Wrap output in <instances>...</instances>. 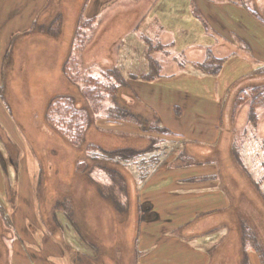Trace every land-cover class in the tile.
I'll use <instances>...</instances> for the list:
<instances>
[{"label":"rangeland","instance_id":"1","mask_svg":"<svg viewBox=\"0 0 264 264\" xmlns=\"http://www.w3.org/2000/svg\"><path fill=\"white\" fill-rule=\"evenodd\" d=\"M20 2L17 5L21 10L17 17L19 20L10 22L11 28L3 30L0 38V66H6L5 72H1L0 95H5L19 115L15 118L16 126L8 123L3 127L0 123V202L10 216L14 210V189L18 192L13 229L2 222L0 213V264H73L80 254L92 252L86 239L69 226L67 216L59 217L64 231L60 230L51 213L48 221L42 216L45 228L41 230L32 203L33 185H37L40 178L43 182L39 188L43 192H39L41 200L38 201L41 203L38 205L42 204V209L57 201L63 192L71 191L74 202L77 201L81 207L78 215L80 222L85 221L84 232L89 233L91 239H101L102 264H169L167 259L178 260L180 244L172 252L178 237L164 235L163 228H172L185 241H193V246L211 251L213 248L212 264H229L233 254L236 257L232 260L243 264V249L246 248L242 244L241 232L244 222L256 228L264 243V104L255 108L252 114L251 98L243 93L247 87L264 82V0H178L179 10L172 21L180 27L178 37L175 36L181 39L179 46L172 45L170 40L166 42L167 31L156 27L159 13L166 16V13L163 15L165 7L156 9V0ZM57 18L61 24L56 29ZM205 29L207 34H203ZM188 40L193 45L186 43ZM52 45L57 54L53 65L47 64L50 57L48 47ZM208 49L215 55L220 53L224 56L225 61L218 73H205L195 64L205 58ZM148 56L156 62L164 58L168 64H175V69H167L163 76L144 79V73L150 74ZM74 60L80 61L79 70L85 75L98 76L102 69L119 67L130 80L143 82L142 90H139V82H131V86L138 89L141 100L132 89L127 90L123 99L140 109L146 108L144 100L147 99L151 103L158 97L157 105L167 108L179 105V100L183 99L185 111L178 115H185L184 136L200 139L201 136L195 132L201 125L192 120L218 119L221 111L225 110L220 136L213 135L207 145L192 140L185 146L188 157L192 159L190 165L199 163L208 167L211 164L216 173L212 177L202 175L198 178L203 182L187 180L193 172L184 167L190 165L181 160L174 166H168L169 169L166 165L159 167L142 184L131 181L129 171L123 170L129 182V195L122 197V202L128 207V215L122 216L118 211L114 213L109 205L100 203L103 199L95 184L110 185V178L97 169L92 168V178L79 170V163L89 159L84 147L93 144L106 150L126 146L143 148L151 141L150 136H144L145 141L139 135L114 131V127H109L104 112L97 115L91 108L86 146H74L62 133L64 126H54L47 119L48 103L56 95H72L79 103H90L82 95L81 84L71 80L66 73L69 67L74 68ZM54 68L59 69L64 80L57 86L51 82ZM44 75L49 92L44 97L35 98L30 82ZM17 88L24 92V97L20 96ZM236 96L240 102L231 117ZM28 99L30 104H26ZM109 103L110 99L104 105ZM163 114L162 110L160 115ZM0 117L5 121L11 120L3 108L0 109ZM168 119H171L170 114ZM121 126L124 129L128 124ZM214 128H218L219 134L221 125ZM107 136L114 137L116 141ZM158 136L162 135L155 137ZM165 140L171 144L174 139L169 135ZM174 145L178 146L176 155H180L183 145ZM164 146L166 144L161 143V150ZM168 150H171V145ZM12 155L18 159L17 169L12 160L9 161ZM89 167H92V162ZM175 167H182V171H172ZM178 178L183 180L182 185L195 184L182 189ZM199 183L203 185L198 187L196 184ZM212 183L217 185L213 188L204 186ZM178 186L180 189L176 188ZM201 186L210 190L223 187L229 198L223 191H213L221 201L228 199L230 207L202 215L200 211L210 210L213 205L211 196H194L195 191L184 193L185 190H194L192 187L203 188ZM146 200L154 204L162 220L154 221L155 215L150 214L147 215L148 220L142 217L143 205L149 207L148 211L152 210ZM94 207L100 211L95 212ZM107 217L117 228L116 233L104 229L102 219ZM172 218L173 224L166 223ZM187 220L191 221L190 226ZM175 225L185 226L187 231H181ZM51 232L54 234L52 237ZM8 234H12V241ZM52 239L60 241L62 248L57 247ZM154 244L158 247L151 248ZM98 260L93 256L90 263L84 264H95ZM259 261L256 252L251 250L250 264H260ZM82 263L80 260L77 264Z\"/></svg>","mask_w":264,"mask_h":264},{"label":"trees","instance_id":"2","mask_svg":"<svg viewBox=\"0 0 264 264\" xmlns=\"http://www.w3.org/2000/svg\"><path fill=\"white\" fill-rule=\"evenodd\" d=\"M60 24L61 20L60 18H57L55 28L57 29L60 27ZM224 61V58L217 57L212 51H208L207 58L204 62L198 64V68L203 72L218 73L222 68ZM72 62L74 64V68L70 69L69 67L66 73L71 80L81 84L82 95L84 97L86 96L91 104L89 103L85 105L84 103H79L76 97L72 95L60 94L51 99L47 109L48 116L46 115L47 119L54 126H64L62 133L67 137L71 144L80 147L86 146L85 136L87 126L91 122V108L94 113H97V115L104 112V115L108 120L135 123L142 127L143 131L146 133H156V135L165 136L174 135V132L163 124L159 113L154 108L146 105L145 109H140L138 106H135L136 104L132 105L123 101L127 90L132 89L135 91V88L131 86L130 79L124 74L122 69L119 67L107 68L102 69L98 76H95L94 74L85 75L79 70L80 61L74 60ZM146 78L152 79L154 76H145L144 79ZM134 93L135 95L137 94L136 91ZM243 93L248 94V97L251 98V109L252 114H254V109L264 104V82L255 86L247 87ZM137 96L139 97L138 94ZM237 98L238 96H236L234 100L232 110L233 113L237 111L238 104L240 102V100L237 101ZM108 99H110V103L104 105ZM149 140L151 141L150 145L143 148L126 146L118 149L106 150L93 144H89L84 147L88 151L86 157L89 158L88 161L91 160L92 167H89L91 162L89 163L87 160H82L78 166L79 170L83 172L85 176L88 175L91 178V172H94L92 168L104 171L110 178V185L97 183L95 184L96 188L102 199L110 204L109 207H113L116 211L122 212L123 214L128 213V207L122 202V197L127 198L130 192L129 182L126 179L123 170L129 171L128 173L131 181L133 180L135 183L139 181L144 184L147 179L164 164L171 167L175 165V162L181 160L185 161V164L187 165L192 164V159L188 157L187 152L184 150H182L180 155H176V150L178 149V146H175L176 144L174 145V143H177L176 141H172L171 144H168L165 143L166 140L164 138L155 136H150ZM161 143L166 144V146H164V150H161ZM169 145H171L170 151L168 150ZM4 160L5 158H3V161ZM11 160L16 167L18 165V159H14L12 155L9 156V161ZM181 166L184 165L181 164ZM17 168L18 166L16 169ZM40 180L36 185V191H38V198L41 200L39 192H43V190L42 188L40 190L39 185H42L43 179L40 178ZM9 186L10 185L8 184V187ZM68 192L69 191L60 194L56 199L57 201L52 203V205L50 204L53 218L59 228L63 230L64 224L59 217H63V215L67 216L69 219V226L86 239L91 246L92 251L77 256L73 261V264L79 263L80 260H83L82 264L88 263L92 260L93 256L99 259L101 263V253L103 251L101 249L100 242L94 240L93 238L91 239L89 233L84 232L85 221L83 220V222H80V216L78 215L81 212V207L77 201L74 202L75 199H73L70 195L71 191L69 193ZM17 196V189H14L12 198V205H14V207L17 203ZM0 204L2 222L8 228L13 229L12 216H10L5 208H3L4 206L2 205L4 204L1 202ZM148 209L149 207L143 205V215L145 214L146 217H148L149 214L150 216H153L154 213H152V211H148ZM202 215H204V212H202ZM242 221H244V219H242ZM189 222L190 223H188V225L190 226L191 221ZM223 225V228H225V224ZM184 228L186 227L182 226L179 230L187 231ZM241 233L242 244L246 248L243 249V264L249 263L247 248L254 249L259 256L261 263L264 264V243L256 231V228L253 225L244 222ZM8 235V239L11 240L12 234ZM12 238H14V235Z\"/></svg>","mask_w":264,"mask_h":264},{"label":"crops","instance_id":"3","mask_svg":"<svg viewBox=\"0 0 264 264\" xmlns=\"http://www.w3.org/2000/svg\"><path fill=\"white\" fill-rule=\"evenodd\" d=\"M177 2H178V0H156V9L158 10L160 8V6L165 7V10L163 11V15H165V13H166V16H162L159 13V16L157 17L159 19V21H157L156 22L157 25L156 24L155 25H156V27L160 31H167V33H166L165 36H166V38H167L168 41H166V42H169V40H170V41L173 42V43H171L172 45H175L176 44V45L179 46V42L178 41L181 40V39L177 38L178 39L177 40L175 38V36L178 35L180 27L176 26V23H177L176 21H172V19L176 15V12L179 10V4ZM19 3H21L20 0H0V38L3 37V32H4L3 30H8L9 28H11V26L9 25L10 22H12V21H18L19 20L17 18L18 16H20V13H21V10L19 8H17L18 7L17 5ZM147 23H151V22H147ZM203 34H207V29L203 30ZM175 41H177V42H175ZM183 43H185V42L183 41ZM186 43H190V44L193 45V42H190V40L186 41ZM192 45H190V46H192ZM208 51H212V50L211 49H208L206 51L205 58L204 57L202 58L203 61L201 60L200 62H196L195 63L197 67H198V64L199 63L204 62V60L207 58V52ZM187 54L188 55L191 54V50ZM216 56L217 57H220V58H224V56H222V55L220 56V53H219V56L217 54H216ZM148 57H149L148 62L151 63L150 64V71H149L150 74L148 72H146L143 75L144 77L145 76H148V77L156 76V77H158L160 75L163 76V75H166L167 74V72H168L167 69H170V70L171 69H173V70L175 69V64H168L169 62L166 61L164 58H160V61L157 60V62L159 61V63H160V64H158L155 60H152L150 58V56H148ZM4 63H5V60H4L3 64ZM5 67H6L5 65L2 68L0 66V69H1V71H0V77H1L2 70H3V72H5L4 71ZM152 69H155V70H152ZM152 72H154V73H152ZM205 73H207V72H205ZM168 75H174V74L173 73L172 74L171 73H168ZM141 78H143V77H141ZM130 82H139V84H141L139 87H141V88H139V87L138 88H139V90L140 89L142 90L143 82L141 83V81H139V80L138 81H135L134 79L133 80H130ZM132 87H134L136 93L138 95H140L138 89L135 86H133V85H132ZM149 91L151 92V90H149ZM156 94H157V92H156ZM230 94H231V91H230ZM230 94H229V97L231 96ZM150 98L151 99H154L152 97H150ZM156 99H154V101L151 102V103L149 102V101H151L149 99L144 100V102H145L146 105H149L150 107L154 108L159 113V115L162 114V110L164 111V114L162 115L164 118H162V116L160 115L161 118H162L163 124L165 126H167L169 129H171L172 132H174V135H171L172 138L174 139L173 141H176L178 144L183 145V149L182 150H184L185 152H187V154H188V151H187L188 148L185 149V146L187 145V141H192L193 140L195 142L200 143L201 145H207L208 143H211L210 141L212 140L213 135L214 136H217V135L220 136L221 135L223 121H224V119L226 117L225 110H222L221 111V113L219 114V118L218 119L201 118L198 121L195 118V119L192 120V122L195 121V122H198L201 125V128L200 129H196V131L198 133L195 132L197 134V136H201L200 139H197V138H192L190 136H184L185 134L183 132H185L186 129L185 128H182V127L184 126V124H183V121L184 120L183 119L185 118L184 117L185 115H183L182 117H179V115H178V114H181V113H183L185 111V108L183 106V104H184L183 99H180L179 100V103H180L179 105H173V107L170 105V107H168V108L166 106H158L157 104L159 102ZM228 100H231V99H228ZM50 102H51V100L49 101V103ZM49 103H48V106H49ZM233 104H234V101H233ZM48 106H47V109H48ZM232 107H233V105H232ZM1 108H3L4 112H6L7 118L8 119H11L9 121H5L4 119H2L0 117V123H1V125L3 127L4 126L7 127V124L8 123L10 125H12V123H14V125L16 126L15 118H18L19 115L17 114V110L15 109V107H13L12 105L10 106L9 101H7L5 99V95H0V109ZM231 110H233V108ZM168 114L171 115V119H168ZM233 116H234V113H233V111H231V117H233ZM222 119H223V121L221 123V120ZM114 122H121V121L109 120V124L108 125L111 128L114 127L115 128V129H113L114 131H116V130L119 131L120 130V131H123V133L129 134V135H139V136L142 137L141 138L142 140H145L146 139V138L143 139L144 136H147V137L148 136H156V133H146L145 131H143L142 127H140L139 125H137L135 123L124 122L122 124H118L119 125L118 126ZM124 124H126V125L128 124V127H124V129H123V127L121 125H124ZM98 125H101V124L98 122ZM220 125H221V129H220L219 134H218V128H214V127L215 126H220ZM117 126H118V128H117ZM179 126H181V128ZM108 130L113 131L111 129H108ZM14 131H15V129H14ZM16 136H18V135H16ZM107 137H109V136H107ZM110 137H112V136H110ZM158 137H161V138H164L165 139V135L158 136ZM112 139L116 141V139L114 137H112ZM129 139H131V138L129 137ZM108 140H110V139H108ZM166 166L169 169L168 165H166ZM184 167H187L190 171L193 172L192 175L189 176V177H187L186 179L187 180H193L194 182H196V181L203 182L202 180L198 179V178H201L202 175L203 176L209 175V177H212L214 175V173H216L215 172L216 168H214L211 164L208 165V167H206V166H204V164L199 165V163L198 164L195 163L194 165L184 166ZM176 170L177 171H182V167H175V168L172 169V171H176ZM31 177H32V179L34 178L32 176V174H31ZM177 180L180 181L179 185L180 186H183L182 189H189V188H187L188 186H190V185L194 186L193 184H195V183H185L187 185H182V181L183 180L181 181V180H179V178ZM208 180H210V178ZM196 185L199 187L200 185H203V183H201V184L199 183V184H196ZM215 185H217V184H213L212 183V185L211 184H207V185H204V186H209L210 188H213V186H215ZM180 186H178L176 188H179L180 189ZM204 186H201L203 188H194V187H192L194 190H185V192H184V193H189L190 194V193H192L191 191H195L196 193L194 194V196H199V195L200 196H207V195L211 196V199H212L211 202L213 204L212 207H211V209L210 210H202V211H200L201 213L202 212H208V211L220 210V209H227L228 207H230L229 202H228V199H226V200L224 199V201H221L220 200V197L218 196V194L215 193V191H223L226 194V191H225V189L223 187L222 188H215V189H211L210 190V189H206L208 187H204ZM259 187H260V185H259ZM213 190H215V191H213ZM197 191H200V192L197 193ZM33 193L34 194H33V198H32V203H33V206H34L33 208H34V211H35V216L37 217L36 221L41 225V227H42L41 230H44L45 225H44V222L41 219H42V216H44V218H46L45 219L46 221H48V219H50V218H48V216H50L49 213L52 212L51 211V205L52 204L49 205L50 202H48L49 203L48 204L49 206H48L47 209L46 208L45 209H42L41 208V205L42 204L41 205H38V202H39L38 199L39 198H38V193L36 192V184L33 185ZM226 195H227V197L229 196L228 194H226ZM223 196L225 197L224 194H223ZM100 200H102V199H100ZM45 201H46L45 202V204H46L47 203V200H45ZM102 201L103 202H100V203H104L106 205H110L105 200H102ZM229 201H230V199H229ZM145 202L151 204V207H152V210L151 211H153V213L155 215L153 220L154 221L162 220L163 218L161 217V215L157 211H155L154 204L150 200H146ZM39 203H41V202H39ZM39 206H40V208H39ZM16 207H17V203H16V206L14 207V210L16 209ZM111 209H113L114 210V213H115L116 210L113 207ZM14 210H12V214H11L12 220H14V217H13V211ZM44 210H45V213L43 212V214H42V211H44ZM47 212H48V215H47ZM119 213H120V215L125 216V217H126V215H128V213H124V214L122 212H119ZM51 215L53 216L52 213H51ZM63 217H64V215H63ZM142 217L144 219L146 218L147 220L149 219L148 217H146L145 214L144 215L142 214ZM51 219H52V217H51ZM190 220L192 221V219H190ZM190 220H187L186 222H189ZM173 222H174V220L172 218V219L167 220L166 223L173 224ZM175 226H178V229H179V228H181L180 226H182V225H175ZM175 226H172V227L174 228ZM60 230L61 231H64L62 229H60ZM92 230H93V233H95V230L94 229H92ZM174 232L175 231H173L172 228H169V229L168 228H163V234L164 235H171V236L172 235H175V236L178 237L177 240H176V242H175V244H174V246H173L172 252H174V249L176 248L177 244H180V248L177 251V252L180 253V255L178 257V260L172 261L171 259H167V261H169V264H212L211 262H212V258H213V254H212L213 248H212V251H211L210 249H204L202 246L201 247L200 246L197 247L196 245L193 246L192 245L193 244V241H185L184 239L181 238V236H178ZM50 234H51V237L54 236V234L52 232ZM99 238H100V236H99ZM52 240L54 242H56L57 247H59L60 249L62 248V244L60 243V241H57V240H54V239H52ZM221 243H223V242H219L218 244H221ZM155 247H158V244H154L153 246H151V248H155ZM251 250H254V249H250L248 251V258H249V263L248 264H250ZM257 257L260 260L258 254H257ZM259 262H260V264H262L261 263V260ZM95 264H102V262L100 263V260H99L98 262H95ZM237 264H238V261H237Z\"/></svg>","mask_w":264,"mask_h":264},{"label":"bare ground","instance_id":"4","mask_svg":"<svg viewBox=\"0 0 264 264\" xmlns=\"http://www.w3.org/2000/svg\"><path fill=\"white\" fill-rule=\"evenodd\" d=\"M48 48H50V50L47 52V54L50 57L47 60L48 61L47 64L48 63H52V65H53L54 58L57 55L56 54V50H55V47L53 45H52V47H48ZM48 48H47V50H48ZM51 82H52V84H54L56 86H57L58 83L60 85L61 83L64 82V80L62 79L61 74L59 73V69L54 68V74H53V76H51ZM30 84H31L30 87H31V90H32L31 91L32 96L33 97L35 96V98H39L40 96L44 97L47 94V92H49L48 87H47L48 82H47V78L45 80V75H44L43 78H39V77H37L36 79L33 78L31 80ZM42 88L47 89L48 91L43 90ZM17 92L20 94L21 97H24V95H23L24 92L20 91L19 89L17 90ZM30 103H31V100L28 99V101L26 102V104H30ZM94 209H95L94 210L95 212H99L100 211L98 208L96 209L94 207ZM102 223L104 225V229L105 230H108V231H111V232H115L116 233L117 228L114 225H112V222H111V220H109L108 217L107 218H103L102 219ZM233 256H234V258L236 257L234 254H233ZM234 258L232 257V259H234ZM232 259L229 261V264H237V260H232Z\"/></svg>","mask_w":264,"mask_h":264}]
</instances>
